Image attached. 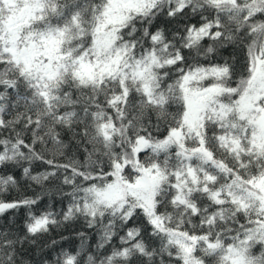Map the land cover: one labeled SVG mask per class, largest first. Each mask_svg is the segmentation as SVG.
<instances>
[{
	"label": "snow or ice",
	"instance_id": "1",
	"mask_svg": "<svg viewBox=\"0 0 264 264\" xmlns=\"http://www.w3.org/2000/svg\"><path fill=\"white\" fill-rule=\"evenodd\" d=\"M0 264H264V0H0Z\"/></svg>",
	"mask_w": 264,
	"mask_h": 264
}]
</instances>
